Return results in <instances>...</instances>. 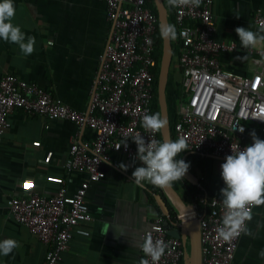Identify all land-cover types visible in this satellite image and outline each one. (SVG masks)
<instances>
[{
    "label": "built area",
    "instance_id": "2783aa9c",
    "mask_svg": "<svg viewBox=\"0 0 264 264\" xmlns=\"http://www.w3.org/2000/svg\"><path fill=\"white\" fill-rule=\"evenodd\" d=\"M102 1L109 35L85 111L71 109L44 88L13 74L0 78V135L9 128V116L14 110L48 120H64L93 133L90 144L72 142L69 146L63 171L68 178L83 176L67 203L66 179L50 195L34 192L32 183L27 182L24 191L6 200L16 224L46 246L44 264H61V254L68 248L73 229L91 221L84 200L89 184L104 178L101 166L118 168L124 163L128 166L124 174L132 180L130 173L140 162L135 159L136 146L130 138L139 134L148 142L159 141V131L152 133L141 126L142 117L152 113L157 17L150 9V0ZM211 7L212 0H199L198 4L187 0L173 8L177 79L171 139L183 138L188 147L186 153L223 160L231 148L251 143L250 131L264 139V50L261 69L250 76L223 70L218 55L236 47L232 42L214 39ZM253 22L264 34V15L260 10L254 13ZM237 126L244 131H236ZM125 137L129 138L127 148L123 144L117 148ZM192 200L195 207L198 203L206 207L199 222L201 264H231L243 232L230 241L217 238L216 228L224 214L220 194L196 193ZM254 206H250V213ZM162 220V216L156 217L154 226L144 230L141 239L150 234L153 241L166 243L156 264H181L182 243L167 234ZM144 258L152 264L150 258Z\"/></svg>",
    "mask_w": 264,
    "mask_h": 264
},
{
    "label": "crops",
    "instance_id": "0c3cea01",
    "mask_svg": "<svg viewBox=\"0 0 264 264\" xmlns=\"http://www.w3.org/2000/svg\"><path fill=\"white\" fill-rule=\"evenodd\" d=\"M13 5L12 22L20 26L26 38L34 37L33 51L24 55L16 44L0 41V78L13 74L44 88L71 109L85 111L109 35L105 3L13 0ZM257 10L264 15V0H212L214 39L232 42L236 47L218 55L223 70L250 76L261 69L264 42L241 48L234 31L245 26L261 33L253 22ZM9 124L0 135V239L11 237L18 246L0 257V264H44L46 246L16 224L6 200L24 191L27 182L32 183L34 192L50 195L66 179L67 203L83 176L68 178L63 171L69 146L72 142L90 144L93 133L87 127L30 116L20 110L10 114ZM181 159L188 162L187 170L198 183L211 194H220L222 159L189 153ZM101 169L104 178L89 184L84 200L91 221L73 229L68 248L61 254V264H137L142 232L152 228L156 217L162 216L154 198V194H159L166 199L162 187L155 186L156 191L151 192L146 189L148 185L141 187L129 180L119 167L103 164ZM171 186L189 204L193 196L190 187L199 184L178 179ZM245 226L249 234L242 233L231 264H264L257 255L264 249V203L254 206Z\"/></svg>",
    "mask_w": 264,
    "mask_h": 264
},
{
    "label": "clouds",
    "instance_id": "9594fccd",
    "mask_svg": "<svg viewBox=\"0 0 264 264\" xmlns=\"http://www.w3.org/2000/svg\"><path fill=\"white\" fill-rule=\"evenodd\" d=\"M184 2L187 0H168L170 6ZM191 2L198 4L199 0ZM14 13L13 0H0V41L14 43L24 55H28L33 51L34 37L26 38L20 26L13 24ZM234 31L241 48H252L264 41V34L245 26H238ZM159 36L161 39L174 40V25H159ZM165 124V118L158 112L145 114L141 121L142 128L152 133L158 132ZM235 130L244 131L242 126H237ZM249 136L251 143L243 148L238 145L235 150L231 148L230 154L224 157L219 166V176L223 182L219 193L224 214L216 228V235L224 241L232 240L241 232L249 234L245 221L250 219V206L264 203V139L259 138L254 130L249 132ZM128 139L122 138L117 148L121 144L127 148ZM130 139L136 146L135 159L140 162L130 173V178L136 185L143 187V182H148L154 186L166 187L185 175L189 164L180 158L182 151L188 149L183 138L148 142L145 136L137 134ZM118 166L125 171L128 167L124 163ZM17 246V241L11 237L0 239V257L7 256ZM138 246L152 264H156L167 247L163 240L153 241L150 234L144 235ZM257 255L264 259V249H260ZM144 257L139 264H149V259Z\"/></svg>",
    "mask_w": 264,
    "mask_h": 264
},
{
    "label": "water",
    "instance_id": "95a60500",
    "mask_svg": "<svg viewBox=\"0 0 264 264\" xmlns=\"http://www.w3.org/2000/svg\"><path fill=\"white\" fill-rule=\"evenodd\" d=\"M153 3L159 30V25L168 23L167 10L162 0H153ZM171 58V41L161 39V57L157 76V105L159 114L166 120V124L159 130L161 140L171 139L166 100V85L169 77ZM181 179L188 181L192 185L199 184L196 177L188 170ZM162 190L166 199H163L159 194H154L156 204L163 216L162 226L167 230L169 236L180 239L184 250V264H201L199 222L202 215L198 214L193 200L189 204L184 203L178 197L177 192L171 184L162 187ZM166 200H168V203Z\"/></svg>",
    "mask_w": 264,
    "mask_h": 264
},
{
    "label": "trees",
    "instance_id": "16d2710c",
    "mask_svg": "<svg viewBox=\"0 0 264 264\" xmlns=\"http://www.w3.org/2000/svg\"><path fill=\"white\" fill-rule=\"evenodd\" d=\"M163 4L167 10V19H168V23L173 25V8L174 6H170L168 4V0H162ZM149 6L150 9L152 11V13L156 16V10H155V6L153 3V0L149 1ZM155 42H156V48H155V53H154V57L157 60V66L156 69L154 70V97H153V101H152V113L154 112H158V105H157V76H158V71H159V62H160V57H161V38L159 36V30H158V23L156 24V32H155ZM171 47H172V58H171V63H170V67L173 65L175 67V55H176V47L173 44V41L171 40ZM169 67V69H170ZM175 86H176V81H173L170 70H169V77H168V81H167V85H166V100H167V106H168V116H169V123H170V132H171V136H172V128H173V122H174V103H173V94L175 93ZM161 140L160 138V134H159V141ZM186 152L182 151V153L180 154V158H182V156L185 154ZM194 157H199L198 155H194L191 154ZM146 189L153 192L156 191V187L155 186H146ZM190 192L192 193V195L196 194V193H203L207 196H210L211 193L207 190V188L202 184L199 183V186H192L190 187ZM151 199V196H149ZM151 202L152 199L150 200ZM196 209L198 211V214H203L204 211H206V207L204 204H200L198 203L196 205ZM181 264H184V262H182Z\"/></svg>",
    "mask_w": 264,
    "mask_h": 264
},
{
    "label": "rangeland",
    "instance_id": "374dc122",
    "mask_svg": "<svg viewBox=\"0 0 264 264\" xmlns=\"http://www.w3.org/2000/svg\"><path fill=\"white\" fill-rule=\"evenodd\" d=\"M169 70H170L173 81H176V79H177V73L176 72L177 71H176L175 67L172 65Z\"/></svg>",
    "mask_w": 264,
    "mask_h": 264
}]
</instances>
